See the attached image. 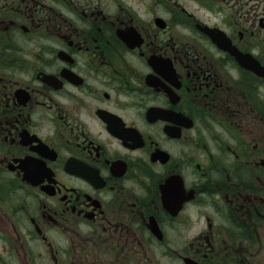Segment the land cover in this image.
Listing matches in <instances>:
<instances>
[{
    "label": "flooded vegetation",
    "instance_id": "1",
    "mask_svg": "<svg viewBox=\"0 0 264 264\" xmlns=\"http://www.w3.org/2000/svg\"><path fill=\"white\" fill-rule=\"evenodd\" d=\"M0 264H264V0H0Z\"/></svg>",
    "mask_w": 264,
    "mask_h": 264
},
{
    "label": "rangeland",
    "instance_id": "2",
    "mask_svg": "<svg viewBox=\"0 0 264 264\" xmlns=\"http://www.w3.org/2000/svg\"><path fill=\"white\" fill-rule=\"evenodd\" d=\"M189 3V7H188V9H194V8H198L200 5H199V3H197V2H188ZM203 14H204V10H201L200 11V13H198V16H200L202 19H204L202 16H203ZM207 16V15H206Z\"/></svg>",
    "mask_w": 264,
    "mask_h": 264
},
{
    "label": "water",
    "instance_id": "3",
    "mask_svg": "<svg viewBox=\"0 0 264 264\" xmlns=\"http://www.w3.org/2000/svg\"><path fill=\"white\" fill-rule=\"evenodd\" d=\"M208 34H210L211 35V33L209 32Z\"/></svg>",
    "mask_w": 264,
    "mask_h": 264
}]
</instances>
